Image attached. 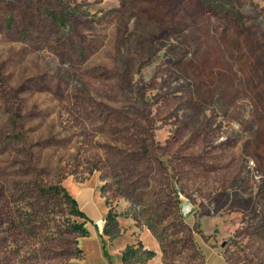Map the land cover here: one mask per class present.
Listing matches in <instances>:
<instances>
[{
  "label": "rangeland",
  "instance_id": "1",
  "mask_svg": "<svg viewBox=\"0 0 264 264\" xmlns=\"http://www.w3.org/2000/svg\"><path fill=\"white\" fill-rule=\"evenodd\" d=\"M0 75V264H264V0H0Z\"/></svg>",
  "mask_w": 264,
  "mask_h": 264
},
{
  "label": "crops",
  "instance_id": "2",
  "mask_svg": "<svg viewBox=\"0 0 264 264\" xmlns=\"http://www.w3.org/2000/svg\"><path fill=\"white\" fill-rule=\"evenodd\" d=\"M95 201V200H94ZM97 201H99V198L97 199ZM78 204V203H77ZM90 204H91V201H90ZM96 210H97V208H96ZM82 211V210H81ZM82 212H84V211H82ZM98 212V211H97ZM106 212V210L104 211V213ZM84 214L86 215V217L88 218V219H90L91 221H92V219H94V218H92L88 213H85L84 212ZM99 214V213H98ZM101 215V213L99 214V216ZM99 216H98V218H99ZM135 230H133L132 231V233L133 234H136L137 236H138V238L142 235V233L144 232V231H141V230H139V228H134ZM92 237V236H91ZM87 238H90V237H87ZM87 238H83L81 241H80V246H79V250H80V252H81V257L80 258H78V259H76V263L75 264H94V263H92V261L90 262V254H89V250L91 249V248H89V246L91 245H89V246H86L89 242H91L92 243V245L95 247V249H96V251H97V253L98 254H96V252L94 251V250H92L97 256H98V261H97V263H95V264H113V262H110L109 261V259H107L105 256H104V254H102V252H101V242H100V240H98L97 238H95V237H92V238H90L91 240L89 241ZM117 242V241H116ZM140 242H142L141 240H140ZM156 242V248L155 249H152V251H154L155 252V254L156 253H159V249H160V244L158 243V241L156 240L155 241ZM116 244V243H115ZM114 244V245H115ZM142 244L144 245V243L142 242ZM146 245V244H145ZM146 248L148 249V250H151V248H148V246L146 245ZM119 250H118V252H119V254H120V251H121V248H118ZM214 258H216V259H214ZM206 259H207V263L208 264H231L230 262H228L225 258H224V256H220V255H209V256H207L206 257ZM211 259V260H210ZM213 260H215V263H213ZM217 260H219L218 262H217ZM121 261V260H120ZM119 261V262H120ZM121 264V263H120Z\"/></svg>",
  "mask_w": 264,
  "mask_h": 264
},
{
  "label": "trees",
  "instance_id": "3",
  "mask_svg": "<svg viewBox=\"0 0 264 264\" xmlns=\"http://www.w3.org/2000/svg\"><path fill=\"white\" fill-rule=\"evenodd\" d=\"M52 18L58 20L59 17H57V15H55L54 17L52 16ZM61 26H62V27H60V29L66 27L65 23H61ZM11 28H12V27H7L8 32H12V31H11ZM0 85H1V86L5 85L4 77H2L1 75H0ZM14 118H15V120H17V121H16L17 125H18V124L20 125L21 122H19V121L21 120V115L19 114L18 109H17V112H15V114H14ZM18 127H20V126H18ZM21 129H22V128H21ZM52 189H54V190H59V191L61 190V191L65 192L66 196H68V197L70 198L71 202H72L74 205L77 206V202H76V201H75V200H74V199H73V198L67 193V191H66L65 188L61 187V189H59V188H57V187H53ZM77 214H78L79 217L84 218V219H87L86 215H85L84 212H82L81 210H78V211H77ZM107 221H108L109 223H111V224L113 223L114 226H113V229H111V230L108 229V228L106 227V228H105V234H106L107 236H111V237H113V238L117 237V235L119 234V231H118V225H117L116 217L113 216L111 213H109L108 216H107ZM141 245H142V244H141ZM137 251H138V249H136L134 246H127V247L125 248V250L122 252L121 261H122L124 264H128L129 256L135 254ZM144 251L148 254V256H149L150 258H152V257L155 256V252L152 251V250L145 249Z\"/></svg>",
  "mask_w": 264,
  "mask_h": 264
}]
</instances>
